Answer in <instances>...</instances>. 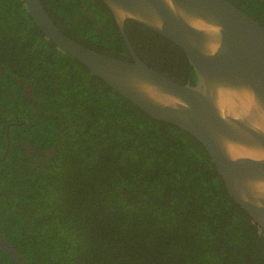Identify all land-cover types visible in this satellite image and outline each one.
Masks as SVG:
<instances>
[{
	"label": "trees",
	"instance_id": "obj_1",
	"mask_svg": "<svg viewBox=\"0 0 264 264\" xmlns=\"http://www.w3.org/2000/svg\"><path fill=\"white\" fill-rule=\"evenodd\" d=\"M228 1L264 29V0ZM40 2L70 39L130 60L101 0ZM124 31L144 64L195 84L172 42ZM0 233L28 264H264V232L201 144L58 50L22 0H0ZM0 264H15L1 248Z\"/></svg>",
	"mask_w": 264,
	"mask_h": 264
},
{
	"label": "water",
	"instance_id": "obj_2",
	"mask_svg": "<svg viewBox=\"0 0 264 264\" xmlns=\"http://www.w3.org/2000/svg\"><path fill=\"white\" fill-rule=\"evenodd\" d=\"M130 60L89 49L64 35L40 0H22L58 50L77 60L147 116L196 139L229 197L264 232V29L228 0H101ZM133 20L176 45L195 74L176 82L144 64L124 31ZM7 140L3 155L6 152ZM0 248L28 264L0 233Z\"/></svg>",
	"mask_w": 264,
	"mask_h": 264
},
{
	"label": "flooded vegetation",
	"instance_id": "obj_3",
	"mask_svg": "<svg viewBox=\"0 0 264 264\" xmlns=\"http://www.w3.org/2000/svg\"><path fill=\"white\" fill-rule=\"evenodd\" d=\"M25 150L26 151H29V152H33L34 150H33V148L32 147H27V148H25ZM3 152H4V149H3V151H2V154H1V156H5V154H6V152H5V154L3 155ZM38 155H41V156H46L47 155V153L46 152H40V151H38Z\"/></svg>",
	"mask_w": 264,
	"mask_h": 264
}]
</instances>
